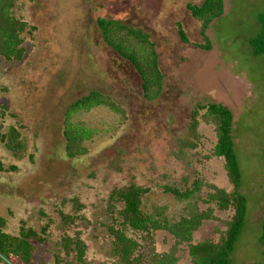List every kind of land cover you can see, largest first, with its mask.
<instances>
[{
	"label": "rangeland",
	"instance_id": "374dc122",
	"mask_svg": "<svg viewBox=\"0 0 264 264\" xmlns=\"http://www.w3.org/2000/svg\"><path fill=\"white\" fill-rule=\"evenodd\" d=\"M13 1L14 15L34 30L22 35L25 54L20 62L0 59V132L17 127L32 158L15 160L0 145L1 164L14 167L0 172V216L10 235H17L24 223L43 237L30 264H76L60 246L64 236L76 233L87 246L83 264H117L106 231L115 216L110 200L114 189L142 186L149 191L144 207L165 205L172 218L182 213L183 205L163 192L166 187L181 190L200 177L231 190L222 161L203 158L215 143L212 127L201 124V146H188L190 113L207 103L232 113L240 191L247 199L231 264H264L258 241L264 221V54L254 55L248 45L259 30L264 0H223L222 16L206 31L208 51L197 47L203 43L200 27L187 9L203 0ZM98 18L149 36L163 75L159 98L143 99L140 77L103 42ZM177 23L189 43L179 38ZM90 91L112 98L127 120L117 127L118 118L103 108L83 115L100 133L88 144L86 156L68 159L63 114ZM215 215L225 220L230 213L216 210ZM215 228L222 229V223L204 222L194 241L214 239ZM138 241L139 251L146 254L147 243ZM170 244L166 233L155 235L157 252ZM179 264H190L185 249Z\"/></svg>",
	"mask_w": 264,
	"mask_h": 264
},
{
	"label": "trees",
	"instance_id": "16d2710c",
	"mask_svg": "<svg viewBox=\"0 0 264 264\" xmlns=\"http://www.w3.org/2000/svg\"><path fill=\"white\" fill-rule=\"evenodd\" d=\"M14 1L0 0V59L7 63L20 62L25 54L22 35L34 28L14 15ZM191 17L198 22L202 44L197 47L208 51L211 48L206 31L214 20L223 14V0H203L201 5H187ZM259 30L252 36L248 45L254 55L264 54V13L257 16ZM97 26L103 42L121 58L128 61L140 77L142 97L152 102L160 97L163 91V75L158 61L155 45L147 34L119 23L114 19H97ZM176 30L183 43H189L180 23ZM103 108L114 114L117 127L127 120L125 110L112 98L99 91H90L87 95L70 103L63 114L62 138L64 153L68 159L86 156L88 144L97 135L98 129L92 127L81 117L89 112ZM233 116L225 106L217 103L197 104L191 111L188 122V133L191 139L189 147L195 150L201 146V124L211 126L215 143L204 155V159H219L231 190L196 177L189 186L183 189L166 187L163 192L169 194L176 202L182 204V213L177 218L167 214V207H144V198L148 189L136 184L114 189L110 200L114 203L115 216L107 226L111 237L110 254L117 264H179L180 253L187 252L190 264H231L234 246L243 228L247 214V199L241 193V173L234 151L232 137ZM115 131V129H114ZM0 145L15 160H22L27 155V141L20 130L10 126L0 132ZM264 161V155H263ZM14 167L5 168L0 162V172H11ZM204 207V208H202ZM230 213L225 220H220L215 211ZM221 222L223 228H215V238L194 241V234L204 222ZM5 219L0 216V263L30 264L35 244H42L43 237L22 223L17 235L4 231ZM164 232L170 236L171 244L166 251L157 252L155 235ZM43 234V233H42ZM137 237V238H136ZM145 241L148 252L139 250ZM264 253V221L258 239ZM63 252L74 257L76 264H83L87 246L76 233L74 237L64 236L60 244ZM256 264V263H253Z\"/></svg>",
	"mask_w": 264,
	"mask_h": 264
}]
</instances>
